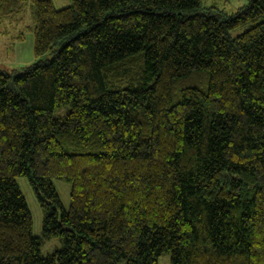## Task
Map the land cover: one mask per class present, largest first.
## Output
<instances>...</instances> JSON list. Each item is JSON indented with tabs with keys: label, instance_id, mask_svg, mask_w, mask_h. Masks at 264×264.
Listing matches in <instances>:
<instances>
[{
	"label": "trees",
	"instance_id": "16d2710c",
	"mask_svg": "<svg viewBox=\"0 0 264 264\" xmlns=\"http://www.w3.org/2000/svg\"><path fill=\"white\" fill-rule=\"evenodd\" d=\"M25 5L37 61L0 69V264H264V0H0V16ZM17 176L61 241L47 255Z\"/></svg>",
	"mask_w": 264,
	"mask_h": 264
},
{
	"label": "rangeland",
	"instance_id": "374dc122",
	"mask_svg": "<svg viewBox=\"0 0 264 264\" xmlns=\"http://www.w3.org/2000/svg\"><path fill=\"white\" fill-rule=\"evenodd\" d=\"M55 8H63L70 4V0H52ZM248 0H201L203 5H215L223 8L227 14L235 12L238 8L247 4ZM33 25L32 10L29 5H25L23 10L15 16H0V69L7 72L20 73L23 69L37 61L33 55V34L31 28ZM241 28L230 31L234 36L241 32ZM50 53L41 57L42 60L48 59ZM68 109V106H62L53 111V115H61ZM54 188L56 189L63 208L69 205L70 182L65 179L52 178ZM17 185L26 201L32 225V233L41 238L40 254L47 255L61 247V241L58 236L45 238L42 234L43 212L37 201L36 195L26 176L16 177ZM117 264H124L123 261ZM156 264H170L168 252H163L157 259Z\"/></svg>",
	"mask_w": 264,
	"mask_h": 264
}]
</instances>
